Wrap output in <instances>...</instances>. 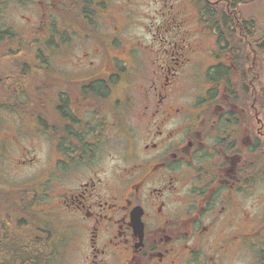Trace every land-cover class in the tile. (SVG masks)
<instances>
[{
	"label": "flooded vegetation",
	"instance_id": "obj_1",
	"mask_svg": "<svg viewBox=\"0 0 264 264\" xmlns=\"http://www.w3.org/2000/svg\"><path fill=\"white\" fill-rule=\"evenodd\" d=\"M10 1L0 0L2 22ZM63 1L66 16L59 13ZM17 2L34 6L39 22L12 33L5 30L12 25L0 23V45L6 46L0 50L12 52L17 65L14 73L13 64H0L7 68L4 76L13 77L0 76L1 99L17 103L2 109L17 126L5 123L0 167L34 164V179L18 182L17 193L28 182L55 183L50 205L53 221L61 222L54 236L46 209L33 212L21 204L16 227L22 264H264V208L260 196L253 202L249 196L264 181L257 172L264 163V112L255 98H247L248 115L214 103L220 48L217 37L215 48H203L190 27L196 14L188 16L179 0H154L146 16L160 19L148 28L155 40L153 69L131 84L135 56L121 47V16L111 0ZM217 5L230 8L231 0ZM75 37L89 45L73 61L81 70L59 73L49 62V77L25 79V40L38 59L41 53L52 58L59 40L58 48L71 50ZM256 68L248 74L253 81ZM219 92L217 98L229 99L224 88ZM137 109L138 123L129 118ZM25 128L32 131L34 155L27 154ZM105 131L124 138L126 151L104 153ZM42 148L50 151L49 160L37 158ZM247 236L256 242L247 245Z\"/></svg>",
	"mask_w": 264,
	"mask_h": 264
},
{
	"label": "rangeland",
	"instance_id": "obj_2",
	"mask_svg": "<svg viewBox=\"0 0 264 264\" xmlns=\"http://www.w3.org/2000/svg\"><path fill=\"white\" fill-rule=\"evenodd\" d=\"M111 1L116 9V12L114 14L115 15L119 14L121 16V18H117L118 22L121 24V26L119 27L120 32L122 33V37L120 38L121 47L124 46V49L127 50L128 52L132 51V53L133 52L135 53V54L133 53V55L135 56V61L131 63V65L135 69L133 70V73L130 75L131 84H133L136 81H140L148 78L152 72L153 62L151 59L152 57L149 53V51H151L150 40L154 43L155 40L152 36V31H148V28L151 27V22L153 21L157 22L160 19L152 18L150 20V18H146L148 12H153L155 8L154 0H111ZM171 2L172 0H169V4ZM179 3L181 6H183L186 9L187 13L189 14L188 16L191 17L194 14H196L195 17L189 19L190 21H193V23L190 24V27L198 33L197 36L198 39H201V41L203 42V48L208 50L215 48L217 44L216 37L214 34H210V36L208 35L209 28L208 29L204 28V26L200 22L196 8H194L193 5H191V3H189L188 0H179ZM18 4L19 3L17 2V0H11L10 2H8L7 12L5 15L6 18H4L3 22L0 20V23H2V25H4L5 27H7L9 24L12 25V29L14 31H23L20 28V26L23 29H25L27 24H30L31 28L35 27L39 22V18H38L39 12L32 9L34 8V6H32V8L31 7L29 8L28 6H18ZM59 4L65 5L64 1ZM16 7L18 8V11L16 12V14H14ZM119 8L121 11H119ZM156 8L158 7L156 6ZM29 10H31L30 13H28ZM239 10L241 12L242 18H252L256 15L260 20L261 18H264V0H244V3L241 5ZM32 11L34 13H32ZM122 12L125 13L127 18H122V17H126ZM13 14L15 15L16 18L11 17ZM28 14L31 16H29ZM23 17L25 19H23ZM53 20L55 22L56 20L61 22L62 25L65 27V21L63 18L61 19L56 18ZM199 26H202V29H200ZM261 29L262 28L259 27V30ZM153 30L155 29L153 28ZM260 35H263V33L261 32ZM58 42L59 44L57 43L56 45L52 46L55 47L54 48L55 55H53V58L49 59V62L53 63L54 68L59 73L61 71H64L70 74H74V73L76 74L83 67L77 65L79 61L78 63H74L73 61L74 58H77L79 55H81V53L83 52L82 49L84 45L81 44L80 40L77 37L73 39V42L75 43L73 44L71 50L68 49L64 44H62V48H58L59 45L62 43V40H59ZM32 45L34 48L37 46L36 44H32ZM84 47L88 48L89 45L86 44ZM97 62L100 63V60H98ZM260 76L262 78V83L264 85V61H263V74H261ZM136 91H137V95L139 96L140 95L139 87L136 88ZM141 99H143V96L141 97ZM139 104L140 101L138 102V105ZM134 116L136 122L138 123L139 109H137L136 115L129 116L131 121L134 120ZM0 118L2 119V121L0 120V141H1L4 135L7 133L5 127L17 126V123L15 122L14 124L13 114L10 115L4 111L0 112ZM109 122L111 123V120ZM29 134H32V131L25 128L24 145L27 148V154L34 155L35 150H33V138L32 136H27ZM118 140H120V146H118ZM103 141L104 143L102 148L104 150V153H106L108 150H111L114 153L117 150L124 152L126 151L125 150L126 142L122 137L118 139V137H114L112 134H109L107 131H105ZM18 151L19 148L17 147L15 149H12L11 153L13 155H16ZM36 155L40 161L49 160V158L51 157L50 151L46 148H42L41 150L39 149L36 152ZM0 170H1L0 181L4 183V185L1 186L5 190L17 188L18 187L17 183L18 182L20 183L22 179L33 180L35 177L34 164L32 165V167L22 166L21 170L14 165H4L3 167H0ZM10 184L15 188L11 187ZM54 184L55 183L47 182L46 185L43 186L39 180H37V183L28 182L26 183V192H27V197H29L32 201H34L30 206V209L33 212L39 210L43 212V210L46 209L48 216L47 219L48 220L49 218L51 219V221H49L48 224L52 228L51 230L52 235L55 236V234L59 232L61 229V224H60L61 222L53 221L54 218L52 216V212L53 213L56 212L50 204L53 203L55 199L50 197L49 194L54 196L55 194ZM249 196L251 202L256 201L257 197L260 196V198L258 199V204L259 206L264 208V181H261L255 189L250 190ZM245 242L247 245L248 244L252 245V243L256 242V237L247 236L245 238ZM17 243H21V242L18 241ZM259 246H261V244ZM250 253L254 254V252L251 249H250ZM64 259L65 258L62 257V261H64Z\"/></svg>",
	"mask_w": 264,
	"mask_h": 264
},
{
	"label": "trees",
	"instance_id": "obj_3",
	"mask_svg": "<svg viewBox=\"0 0 264 264\" xmlns=\"http://www.w3.org/2000/svg\"><path fill=\"white\" fill-rule=\"evenodd\" d=\"M195 2L202 23L217 37L220 48L217 56L222 61L213 66L215 70L213 82L216 84V87L213 88L216 96L214 103L223 104L227 111L232 109L231 105L234 106L235 110H248V115L252 110L249 108L247 98L250 101L255 98V104L260 111L262 109L264 112V85L261 77L257 80L258 75L263 74L264 18L259 20L256 15L252 18H242L239 8L244 0H231V7L229 8L227 5L226 9L224 6L217 5L220 2L225 5L226 0H195ZM259 27L262 29L259 30ZM5 30L13 32L11 28H5ZM261 32L263 35H260ZM0 48H6V46L0 45ZM26 48L24 57L25 79L49 77V57L43 53L38 59L34 57L29 52L30 44L25 40ZM14 56L12 52L0 50V64L5 61L13 64L11 69L16 73L17 65ZM253 64L257 66L254 81L248 77V74L252 72ZM6 69V67L0 66V76L3 77V81L13 79V77L4 76ZM4 87L5 82L0 86V95L3 93ZM222 88H224V94L229 99L217 98ZM3 107L15 108L17 103L10 101L4 103L0 96V110ZM238 120L236 126H240V118ZM257 172L264 173V163L258 167ZM18 199L16 192L0 190V264H20L22 260V241L17 234L16 227L19 222V212L15 208ZM18 241L21 243H17ZM44 243L41 240L39 249L45 246Z\"/></svg>",
	"mask_w": 264,
	"mask_h": 264
}]
</instances>
